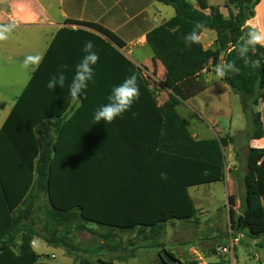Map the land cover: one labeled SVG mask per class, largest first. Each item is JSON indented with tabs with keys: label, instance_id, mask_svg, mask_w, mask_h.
Returning <instances> with one entry per match:
<instances>
[{
	"label": "trees",
	"instance_id": "trees-1",
	"mask_svg": "<svg viewBox=\"0 0 264 264\" xmlns=\"http://www.w3.org/2000/svg\"><path fill=\"white\" fill-rule=\"evenodd\" d=\"M158 1L175 9L172 19L147 35L154 60L167 71L171 93L164 104L142 69L123 54L117 36L78 22L87 29H61L18 97L0 130V264H49L33 249L38 238L54 248L67 246L71 230L96 233L90 225L102 229L103 244L113 248L122 234L137 230V238L148 241L162 237L170 221L198 223L189 189L225 181V147L263 137L256 108L264 101V47L248 53L260 68L246 65L238 53L252 30L246 22L261 0H228L235 10L228 17L205 0H195L197 7L186 0ZM196 22L203 24L199 34L216 32V50L185 43ZM86 41L94 43L99 61L93 81L73 101L68 84ZM221 55L223 64L234 61L240 68L221 80L239 96L248 128L236 136L196 140L177 107L205 89L202 70L210 61L216 65ZM60 65H67L65 86L50 90L47 82ZM133 73L139 100L112 123H95L93 114L107 103L113 86ZM243 186L246 198L236 230L257 238L264 235V149H248ZM78 259L79 264H115Z\"/></svg>",
	"mask_w": 264,
	"mask_h": 264
},
{
	"label": "crops",
	"instance_id": "crops-1",
	"mask_svg": "<svg viewBox=\"0 0 264 264\" xmlns=\"http://www.w3.org/2000/svg\"><path fill=\"white\" fill-rule=\"evenodd\" d=\"M186 1L197 7L195 0ZM205 2L209 7H219L225 17L229 16L230 9L235 12L232 7H228V0ZM174 16L175 9L158 0H0V26H10L12 29L7 33V39L0 40V90H13V97L8 103H3L0 97V130L38 68L34 64L25 68L26 58H44L56 34L63 28L87 29L76 22L97 24L117 36L129 50L123 54L142 69L143 75L148 73L154 79L158 86L155 91L157 101L160 105L164 104L171 93L166 86L167 71L160 61L154 60L147 35ZM246 27L264 31V0L256 5L254 16L246 22ZM200 42L206 50L218 48L216 32L213 30H203ZM221 64L223 55L216 65L210 61L207 64L208 72L202 73L200 78L206 84L205 89L182 101L177 107L179 115L196 140L236 136L248 128L239 96L216 75V66ZM256 111L261 114L264 127V101ZM235 119L238 120L237 126ZM249 148L264 149V135L260 139L236 141L224 149L226 179L223 182L229 188V195L231 187L237 182L234 176H240L243 185ZM239 170L241 175H238ZM223 182L189 189L198 217L204 213L205 202L212 197V187ZM231 196L230 209L234 211L236 194L232 193ZM191 224L197 223L170 221L165 224L163 237L173 227ZM36 245H33L34 251Z\"/></svg>",
	"mask_w": 264,
	"mask_h": 264
},
{
	"label": "rangeland",
	"instance_id": "rangeland-1",
	"mask_svg": "<svg viewBox=\"0 0 264 264\" xmlns=\"http://www.w3.org/2000/svg\"><path fill=\"white\" fill-rule=\"evenodd\" d=\"M12 91L0 90L3 103L10 101ZM235 125H238L237 119ZM238 175H241L240 170ZM233 178L237 181L230 189L231 195L236 194L234 211L230 209L233 197L229 195V188L223 182L212 187V197L205 202L204 213L199 215L197 224L173 227L164 237L143 241L137 238L136 233L122 234L112 244L113 248H106L100 236L103 230L90 225L91 230L96 233L71 230L67 246L54 248L43 238H38L41 245L35 244V252L42 262L49 264H79V256L88 258L92 263L100 259L113 261L115 264H193L189 248L196 247L212 264H233L231 255H220L215 250L218 245L227 246L230 235H233L240 240L235 250V264H264V235L251 238L246 232L236 230L237 217L241 214V204L246 198V192L240 176ZM20 240L21 236L18 237V241ZM101 246L104 250L100 249ZM52 255L55 257L52 258ZM165 255L173 263L168 260V263H163L161 257Z\"/></svg>",
	"mask_w": 264,
	"mask_h": 264
},
{
	"label": "clouds",
	"instance_id": "clouds-1",
	"mask_svg": "<svg viewBox=\"0 0 264 264\" xmlns=\"http://www.w3.org/2000/svg\"><path fill=\"white\" fill-rule=\"evenodd\" d=\"M203 28L201 22H196L192 30L185 35L184 40L187 45L197 44L200 42V29ZM10 26H0V40L7 39V33L11 31ZM264 47V31L250 30L245 37L242 38L238 45L239 56L244 60L246 65L252 68H260L259 60H250L248 53L254 51L256 46ZM95 45L92 41H86L83 47L85 55L81 61L75 66L74 75L68 84L69 96L73 101L79 99L80 95L87 89L89 82L93 81V66L99 61V55L94 50ZM43 60L42 56L28 57L24 62V67L30 65L39 66ZM67 65H60L57 73L50 77L46 87L50 90L56 87L63 88L67 77L65 71ZM216 75L223 78L229 73L240 72V68L236 66L234 61H226L224 64L217 65L215 69ZM140 98V88L138 78L135 73L131 74L125 80L116 86H113L110 94L106 97L107 103L101 105L93 114L95 123L104 121L106 124L112 123L117 117H122L124 113L129 112L132 105ZM133 116L137 115L132 113ZM163 176V174H162ZM166 178V177H165Z\"/></svg>",
	"mask_w": 264,
	"mask_h": 264
},
{
	"label": "built area",
	"instance_id": "built-area-1",
	"mask_svg": "<svg viewBox=\"0 0 264 264\" xmlns=\"http://www.w3.org/2000/svg\"><path fill=\"white\" fill-rule=\"evenodd\" d=\"M121 51L124 54H127V50L126 47L122 48ZM208 72V66L206 65L203 70L202 73H207ZM144 77L145 79L148 81L150 88L152 90H154V92H157V84L155 83L154 79L148 74V73H144ZM240 242L238 237H234L233 235H230L229 237V244L227 246L224 245H219L216 248V251L218 254L220 255H231L232 259H233V264H235V250H236V246L238 245V243ZM189 253L192 259V262L195 264H212L207 257L196 247H190L189 248ZM55 256L52 255V258H54Z\"/></svg>",
	"mask_w": 264,
	"mask_h": 264
},
{
	"label": "water",
	"instance_id": "water-1",
	"mask_svg": "<svg viewBox=\"0 0 264 264\" xmlns=\"http://www.w3.org/2000/svg\"><path fill=\"white\" fill-rule=\"evenodd\" d=\"M38 243V241H36L35 242V244H37ZM168 255V254H167ZM168 257L165 255V256H163V259H164V261L166 262V263H168L166 260H168L170 263H173V260H171V259H167ZM179 264H181V263H179Z\"/></svg>",
	"mask_w": 264,
	"mask_h": 264
}]
</instances>
